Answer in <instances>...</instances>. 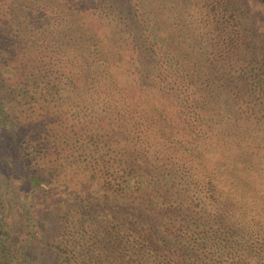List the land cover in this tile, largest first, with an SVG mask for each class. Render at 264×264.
Wrapping results in <instances>:
<instances>
[{
	"label": "trees",
	"instance_id": "obj_1",
	"mask_svg": "<svg viewBox=\"0 0 264 264\" xmlns=\"http://www.w3.org/2000/svg\"><path fill=\"white\" fill-rule=\"evenodd\" d=\"M17 1L46 20L51 68L84 77L68 75L71 107L112 102L120 116L98 151L78 142L94 181L60 201L57 161L47 145L29 158L0 98V264H264V0Z\"/></svg>",
	"mask_w": 264,
	"mask_h": 264
},
{
	"label": "rangeland",
	"instance_id": "obj_2",
	"mask_svg": "<svg viewBox=\"0 0 264 264\" xmlns=\"http://www.w3.org/2000/svg\"><path fill=\"white\" fill-rule=\"evenodd\" d=\"M24 4H26L24 1L0 0V69L3 71L0 73V98L8 107L6 110L12 120L11 123L20 126L22 138L28 140V143H23L22 146L24 148L28 146L26 150L34 163L40 161V158L45 155L43 153L45 151L41 150V147L47 145L49 155L45 159L48 160L53 157L57 161L50 169L49 178L55 186L58 199L60 201L67 200V196L72 193L76 186H71L70 182L80 178L81 175L83 176L85 170L80 162L82 155L80 151H77L78 142L84 140L87 143L84 142L86 148L88 146L90 150L98 151L97 142L101 147L106 143L107 132L105 128L111 121L119 118L120 111L118 110L120 108H116L112 102L111 105L105 104L104 107L97 106L98 104L96 106L90 104L84 108L82 106L71 107L68 100L75 99L80 92L76 90L71 93L72 89L68 85L74 86L68 75L72 74V77L75 78L84 77L78 74L79 68L73 72L69 71L64 76L60 70L51 68L55 64V53H51L53 52L52 44L40 42L38 37V34L43 31L38 28L42 27L46 20L42 16L40 17V14L34 15L33 12L28 11L29 6H23ZM250 17L255 23L254 16L251 15ZM184 41V38L173 40L174 45L179 48L185 46ZM80 45L83 46L82 43ZM57 47L60 50V41ZM76 49L81 55V58L78 59L84 61L83 64L88 68H93V61L96 56L88 57V54L80 46ZM58 54H60L59 51ZM7 66L16 72L15 77L7 73ZM53 80L58 85L47 90L48 85L46 83L49 84ZM64 81L67 85L64 84ZM241 85L246 86V82L242 80ZM48 101L52 102L53 105L47 106ZM124 117H126V113L123 112ZM62 123L65 126H62ZM48 125L55 130L49 131L52 129ZM93 125L99 130L95 131L92 128ZM65 128H70L72 131H67ZM0 131L3 132L1 128ZM5 137L8 138L7 135ZM31 139L36 145H33V141L31 143ZM72 140L74 146L67 147L69 141L73 142ZM0 145L3 146L4 151L7 150V139L4 138V135L0 139ZM70 150H73V155H76L72 159L69 157ZM57 164L61 167L58 168ZM46 172L48 174L49 169ZM84 178L88 181L85 182L80 179L78 181L87 190L94 179ZM7 191L8 195L18 201L28 198L25 188L22 187L14 189V187L9 186ZM34 199L31 198L30 201ZM56 213V209H52L49 213L50 222L54 228L46 240L52 238L55 229L54 221L58 222L59 220Z\"/></svg>",
	"mask_w": 264,
	"mask_h": 264
}]
</instances>
